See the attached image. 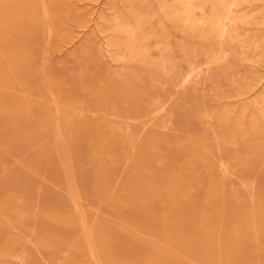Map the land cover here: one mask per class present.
<instances>
[{
    "label": "rangeland",
    "instance_id": "374dc122",
    "mask_svg": "<svg viewBox=\"0 0 264 264\" xmlns=\"http://www.w3.org/2000/svg\"><path fill=\"white\" fill-rule=\"evenodd\" d=\"M0 264H264V0H0Z\"/></svg>",
    "mask_w": 264,
    "mask_h": 264
},
{
    "label": "bare ground",
    "instance_id": "6f19581e",
    "mask_svg": "<svg viewBox=\"0 0 264 264\" xmlns=\"http://www.w3.org/2000/svg\"><path fill=\"white\" fill-rule=\"evenodd\" d=\"M43 3H44V2H43ZM45 7H46V6H45ZM43 15H44V14H43ZM70 199H71V198H70ZM76 207H77V206H76ZM76 210H78V209H76ZM78 211H79V210H78ZM78 213H79V212H78ZM91 228H92V227H91ZM85 229L88 230V228H85ZM92 229H93V228H92ZM87 230H86V231H87ZM90 231H92V230H90ZM88 232H89V230H88ZM88 232H87V233H88ZM87 233H86V234H87ZM89 233H90V232H89ZM87 236H88V235H87ZM91 237H92V236H91ZM91 237H90V239H91ZM87 238H88V237H87ZM88 240H89V239H88ZM89 241H90V240H89Z\"/></svg>",
    "mask_w": 264,
    "mask_h": 264
}]
</instances>
